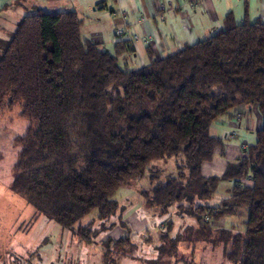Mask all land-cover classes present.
Masks as SVG:
<instances>
[{
    "label": "trees",
    "instance_id": "16d2710c",
    "mask_svg": "<svg viewBox=\"0 0 264 264\" xmlns=\"http://www.w3.org/2000/svg\"><path fill=\"white\" fill-rule=\"evenodd\" d=\"M81 23L75 11L37 9L0 36V106H19L31 122L10 190L90 244L116 225L105 224L120 208L112 199L120 186L151 161L182 155L176 176L141 193L160 215L188 219L186 232L169 236L167 219L153 258L141 259L163 264L186 256L178 252L182 243L220 242L231 264H264V23H236L229 13L223 28L178 51L155 58L148 48V62L138 68L118 62L119 45L110 53L83 39ZM241 105L256 106L261 116L255 142L221 175H202V164L223 145L213 122ZM223 181L234 185L211 204ZM94 210L100 228L76 227ZM228 216L243 218L234 235L212 225ZM130 235L101 241L104 264L133 256Z\"/></svg>",
    "mask_w": 264,
    "mask_h": 264
},
{
    "label": "crops",
    "instance_id": "0c3cea01",
    "mask_svg": "<svg viewBox=\"0 0 264 264\" xmlns=\"http://www.w3.org/2000/svg\"><path fill=\"white\" fill-rule=\"evenodd\" d=\"M39 1L41 0H0L1 30L4 28L13 31L23 16L32 13L30 10L45 11L39 6ZM77 5L79 7H76ZM71 6L73 8L55 11H75L82 19L80 28L82 38L93 40L103 50L115 53L116 44L119 45L122 51L117 55V60L127 68H138L135 67L138 64L145 65L148 62V48L155 58H160L213 35L225 26V18L229 13L233 15L236 23L245 21L264 23V0H73ZM117 30H121L122 33L116 34ZM238 108V112L222 115L213 122L211 131L217 137L225 131L231 132L233 136L223 139V145L215 149L213 158L202 164V175L206 177L221 175L228 163L244 157V149L255 142L256 132L262 125L261 116L254 105H241ZM224 182L230 184H222ZM233 185L232 181H223L218 184L217 189L221 187L222 193L228 196ZM172 215H160L167 216L164 222L167 219L173 222L167 228L169 236L179 233L178 230L173 231L174 227L178 229L182 221L186 223L189 221L176 215L180 220L179 225L175 226ZM226 218L221 220L224 222ZM242 219L240 218V223ZM66 233L67 240L64 241V245L62 246L60 241L55 250L60 256L56 264L97 262H94L96 257L94 259L91 256L82 257L84 246L87 244L73 233ZM155 237L157 241H152L148 235L145 236L144 245L133 240L136 244L132 250L133 256L120 258L117 256L115 264H153L142 260L141 256L145 254L148 259L153 258L154 248L159 241L158 234ZM149 240L151 244L149 247L145 246L149 244ZM99 245L103 248L101 243ZM216 248L219 247L182 243L178 246V252L186 256L179 257L178 260L165 259L163 264H231L224 256V247H221V250ZM63 253L67 255L64 259ZM25 262L22 259V262L12 264ZM0 264H7L3 257L0 258ZM26 264L42 263L31 261ZM98 264L104 263L98 261Z\"/></svg>",
    "mask_w": 264,
    "mask_h": 264
},
{
    "label": "rangeland",
    "instance_id": "374dc122",
    "mask_svg": "<svg viewBox=\"0 0 264 264\" xmlns=\"http://www.w3.org/2000/svg\"><path fill=\"white\" fill-rule=\"evenodd\" d=\"M72 1L41 0L39 1V6L45 11L64 10L70 7L73 8L71 6ZM53 3L55 6L52 5ZM76 7L79 6L77 5ZM30 12L33 11L30 10ZM4 32H9V30L4 28L1 30L0 27V36ZM141 65L138 64L135 67H140ZM29 126H31V122L22 117L19 106L15 105L11 109L5 105L0 106V258L3 257L7 264L22 262V259L26 261L25 264L31 261H38L42 264H56L57 258L60 256H58L59 252L55 250L60 245V241L62 242V246L64 245V241L67 240L66 232L70 231L63 229L58 223L36 213L31 204L10 190L11 180L20 151L19 140L26 134ZM223 136L224 134L222 133L220 138L225 139ZM182 163V155L153 160L141 176H137L131 182L120 186L112 197V199L119 202L120 208L116 216H113L105 224L107 226L114 221L116 225L113 228L101 230V233L92 239V243L84 246L82 257L91 256L92 259L96 257L94 262H97L94 264H98V261H103L104 249L101 248L99 243L107 236L118 237L123 236L126 232H130L132 239L140 245H144V238L147 235L152 241H157L154 238H157L155 236L158 234L159 228L163 227V220L167 216H160L155 209L151 208V210L144 203L140 191L152 187L168 176H176L178 171L177 166ZM222 184L230 183L224 182ZM225 196L222 193L221 187H219L210 199V203L215 204ZM172 218H174L175 226H178L180 218L175 214L172 215ZM227 218L224 222L219 220L213 222L212 225L232 229L233 235L236 234L237 230L242 229L240 218L235 216L228 220ZM88 223L91 224L92 228H100L101 224L97 218V210L82 217L76 223V227ZM184 228L182 224L178 229L174 227L173 231L178 230V232L183 233L186 232ZM216 233L213 230L212 236L217 237L219 233ZM150 244L151 241L149 240V244L145 246L149 247ZM222 245L219 242V248L216 249L221 250ZM230 248L231 242L229 241L226 245L227 251ZM60 250H62V247ZM62 257L64 259L67 255L63 253ZM83 264H88V262H83Z\"/></svg>",
    "mask_w": 264,
    "mask_h": 264
},
{
    "label": "built area",
    "instance_id": "2783aa9c",
    "mask_svg": "<svg viewBox=\"0 0 264 264\" xmlns=\"http://www.w3.org/2000/svg\"><path fill=\"white\" fill-rule=\"evenodd\" d=\"M122 33V31L121 30H117L116 31V34H121ZM223 134H224V138H228V137H231V136H233V134L232 133H230V132H228V131H226V132H223Z\"/></svg>",
    "mask_w": 264,
    "mask_h": 264
}]
</instances>
